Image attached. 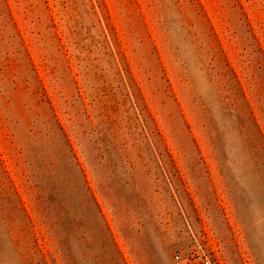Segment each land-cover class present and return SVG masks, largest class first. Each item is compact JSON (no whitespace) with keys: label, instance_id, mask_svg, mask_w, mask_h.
Here are the masks:
<instances>
[{"label":"rangeland","instance_id":"1","mask_svg":"<svg viewBox=\"0 0 264 264\" xmlns=\"http://www.w3.org/2000/svg\"><path fill=\"white\" fill-rule=\"evenodd\" d=\"M0 264H264V0H0Z\"/></svg>","mask_w":264,"mask_h":264},{"label":"built area","instance_id":"2","mask_svg":"<svg viewBox=\"0 0 264 264\" xmlns=\"http://www.w3.org/2000/svg\"><path fill=\"white\" fill-rule=\"evenodd\" d=\"M180 255H179V253H176V254H174V259L176 260V261H178V260H180ZM194 260H199V256L197 255V254H195L194 255Z\"/></svg>","mask_w":264,"mask_h":264}]
</instances>
